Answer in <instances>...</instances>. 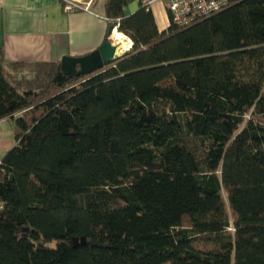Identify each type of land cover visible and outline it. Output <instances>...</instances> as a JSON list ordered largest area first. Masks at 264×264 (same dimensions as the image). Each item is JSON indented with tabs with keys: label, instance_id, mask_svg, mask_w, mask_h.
I'll use <instances>...</instances> for the list:
<instances>
[{
	"label": "trees",
	"instance_id": "trees-1",
	"mask_svg": "<svg viewBox=\"0 0 264 264\" xmlns=\"http://www.w3.org/2000/svg\"><path fill=\"white\" fill-rule=\"evenodd\" d=\"M130 1L88 75L0 45V264H264V0L162 31Z\"/></svg>",
	"mask_w": 264,
	"mask_h": 264
},
{
	"label": "crops",
	"instance_id": "crops-1",
	"mask_svg": "<svg viewBox=\"0 0 264 264\" xmlns=\"http://www.w3.org/2000/svg\"><path fill=\"white\" fill-rule=\"evenodd\" d=\"M103 2L90 0L89 10L65 12L62 0H0V45L5 61L59 62L65 55L83 56L96 50L106 36L114 42L107 35ZM139 5V0H131L124 11L132 13ZM150 10L158 29L165 30L170 25L165 2L153 0ZM117 44L119 53L129 45ZM15 142L10 119H0V159Z\"/></svg>",
	"mask_w": 264,
	"mask_h": 264
},
{
	"label": "built area",
	"instance_id": "built-area-1",
	"mask_svg": "<svg viewBox=\"0 0 264 264\" xmlns=\"http://www.w3.org/2000/svg\"><path fill=\"white\" fill-rule=\"evenodd\" d=\"M153 0H141V3L150 8ZM169 14L170 23L176 26H188L200 19H203L230 4V0H163ZM63 10L71 12L76 10H89L90 0H62ZM117 29L114 25L113 31ZM118 30V29H117ZM112 31V32H113ZM124 34V33H123ZM112 35V34H111ZM128 46L122 51L124 53L131 47L132 40L126 34ZM115 44V42H113ZM117 46V45H116Z\"/></svg>",
	"mask_w": 264,
	"mask_h": 264
},
{
	"label": "water",
	"instance_id": "water-1",
	"mask_svg": "<svg viewBox=\"0 0 264 264\" xmlns=\"http://www.w3.org/2000/svg\"><path fill=\"white\" fill-rule=\"evenodd\" d=\"M114 25L108 27L111 35ZM123 53L118 52V47L110 39L105 40L96 50L83 56L65 55L61 58V71L66 75L80 76L88 75L96 70L102 69L106 64L114 61ZM86 236H72V246L86 243Z\"/></svg>",
	"mask_w": 264,
	"mask_h": 264
},
{
	"label": "bare ground",
	"instance_id": "bare-ground-1",
	"mask_svg": "<svg viewBox=\"0 0 264 264\" xmlns=\"http://www.w3.org/2000/svg\"><path fill=\"white\" fill-rule=\"evenodd\" d=\"M112 39L114 40V42L116 43V45H118L117 43H122L124 45H128V40L127 38L124 36V34H122L121 32H119L117 29H115L112 32Z\"/></svg>",
	"mask_w": 264,
	"mask_h": 264
},
{
	"label": "rangeland",
	"instance_id": "rangeland-1",
	"mask_svg": "<svg viewBox=\"0 0 264 264\" xmlns=\"http://www.w3.org/2000/svg\"><path fill=\"white\" fill-rule=\"evenodd\" d=\"M222 196H223V199H224V201H225V203H226V210L228 211L229 216H230V218H231L232 215H231V212H230V209H229V205H228V202H227V195H226V193H225L224 191H222ZM195 245H196L197 247H199V248H202V249H208V248L211 247V246H209V245H207V244H204V243H201V242H196Z\"/></svg>",
	"mask_w": 264,
	"mask_h": 264
}]
</instances>
